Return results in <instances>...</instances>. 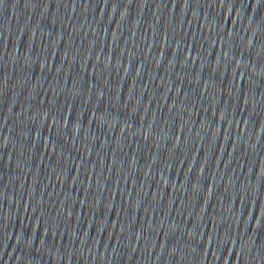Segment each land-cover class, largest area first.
Here are the masks:
<instances>
[{"label":"water","instance_id":"water-1","mask_svg":"<svg viewBox=\"0 0 264 264\" xmlns=\"http://www.w3.org/2000/svg\"><path fill=\"white\" fill-rule=\"evenodd\" d=\"M0 249L264 264V0H2Z\"/></svg>","mask_w":264,"mask_h":264},{"label":"snow or ice","instance_id":"snow-or-ice-1","mask_svg":"<svg viewBox=\"0 0 264 264\" xmlns=\"http://www.w3.org/2000/svg\"><path fill=\"white\" fill-rule=\"evenodd\" d=\"M0 2H2V0H0Z\"/></svg>","mask_w":264,"mask_h":264}]
</instances>
